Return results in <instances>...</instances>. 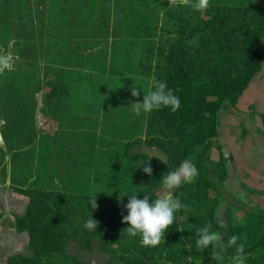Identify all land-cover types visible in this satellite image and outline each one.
Listing matches in <instances>:
<instances>
[{
  "label": "trees",
  "instance_id": "1",
  "mask_svg": "<svg viewBox=\"0 0 264 264\" xmlns=\"http://www.w3.org/2000/svg\"><path fill=\"white\" fill-rule=\"evenodd\" d=\"M33 5L27 0H0V48L11 52L14 59L30 57L24 50L39 37L34 34ZM166 16L163 33L147 36L138 68L150 90L151 77L166 82L180 99V107L175 112L164 107L144 113L141 133L127 140L117 142L114 126L112 135L107 127L100 147H90L86 161L71 165L79 164V170L88 165L87 174L70 171L71 178L59 182L47 177L44 170L49 156L35 161V151H47L44 144H48L49 134H39L40 146L32 145L38 134L35 93L42 87L37 68L30 74L14 68L0 73V119L5 120L1 129L5 145H0V185L9 181L10 187L29 198L25 213L15 215V219L19 232L28 231L31 249L29 255H11L6 264H86L68 252L71 240L83 245L98 242L100 250L109 255L106 264H234L236 248L227 247L233 235L239 237L238 244L244 245L245 264H264V210L235 221L230 236L220 226L221 186L229 177V158L217 142L223 104L228 101L236 105L263 69L264 0H209L203 12L176 5L166 10ZM46 20L43 15L42 30ZM46 84L55 93L71 89L69 83ZM26 140L32 146L21 165L22 155L27 153V147H22ZM111 141L112 148L121 149H115V163L103 173L94 159L96 152L98 160L104 155L99 149ZM136 144L159 149L166 155L167 164L154 154L130 152ZM214 148L220 152L216 161L211 158ZM149 158L151 176L141 167ZM184 160L196 165L198 176L173 190L171 195L188 207L174 213V223L161 243L144 247L139 235L122 234L128 226L122 219L127 215L124 205L129 196L137 194L142 199L150 194L155 200L160 195L163 174L175 170ZM18 168L21 174H17ZM75 174L77 177H73ZM100 184H104V194L92 193L91 188ZM95 196L98 207L93 210L90 199ZM91 216L98 222L95 230L84 227ZM208 223L212 225L210 231L221 234V240L215 248L209 245L198 251L196 230Z\"/></svg>",
  "mask_w": 264,
  "mask_h": 264
},
{
  "label": "crops",
  "instance_id": "2",
  "mask_svg": "<svg viewBox=\"0 0 264 264\" xmlns=\"http://www.w3.org/2000/svg\"><path fill=\"white\" fill-rule=\"evenodd\" d=\"M27 1L34 4L31 8L35 25L34 34L39 36L45 31L48 33L42 34L47 35L45 40L37 37L35 42L29 43L28 45H33L31 49L30 46L26 47L28 53L40 58L34 65L38 68L40 79L48 77L47 81L51 83H69L71 88L69 92L55 93L50 87L49 91L43 93L44 86L47 85L44 81L41 90L35 93L36 103L39 94L43 93L42 106L39 109L49 115L51 122L49 131L35 128L38 134L32 142L34 148L40 146L39 134H49L48 144H44L47 151L45 153L35 151V158L37 157L35 161L42 160V156H49L48 166L44 172L47 177L59 182L71 178L70 171L89 173L88 165L81 170L71 165L75 161L77 163L86 161V152L91 149L90 147H100L107 128L104 114L107 105L95 101V95L91 96V100L77 103L80 99H87L88 95L73 90V86L83 82L87 77L94 87V75L106 74L107 66H112L110 56H113L114 51L120 52L119 58L129 60L137 74L142 75L138 63L146 47V38L163 33L166 10L170 7L169 0ZM43 15L47 19L43 25L44 31L41 28ZM35 45L37 47H34ZM45 98L48 99L47 105L43 102ZM225 103L222 106H225V118L224 112L220 111L218 140L223 135L227 138L219 143L229 158L227 163L229 177L221 186L225 199L221 201L219 214L223 223L227 221L224 228L230 230L228 233L230 236V228L235 218L239 220L247 213L264 210V49L263 69L255 76L236 105L228 101ZM37 109L38 105L35 112ZM115 115L114 112L109 119L111 135ZM52 123H55V126L52 127ZM222 125L224 133L221 131ZM0 145L4 146L5 140ZM24 146L28 147L25 143L22 147ZM98 161L96 152L94 159L96 166ZM4 184L10 186L9 181ZM6 193L8 199L20 198L22 206L29 203V198L14 188L10 187ZM27 205L23 206L21 213L13 210L3 216L0 215V227L11 235L7 241L12 240L14 250L8 252L7 248H4L5 251L0 248V264H6L11 255L21 253L14 248L19 235L25 236L29 248L28 231L19 232L15 219V215L25 213ZM5 241L6 239L3 242Z\"/></svg>",
  "mask_w": 264,
  "mask_h": 264
},
{
  "label": "rangeland",
  "instance_id": "3",
  "mask_svg": "<svg viewBox=\"0 0 264 264\" xmlns=\"http://www.w3.org/2000/svg\"><path fill=\"white\" fill-rule=\"evenodd\" d=\"M216 1H219V0H216ZM223 1L232 2L234 0H223ZM236 1L239 3L241 1H244L247 3L252 2V0H236ZM39 29H40L39 30L40 33H42L41 28ZM44 33L48 34L46 31L43 32L42 34ZM42 34H39V39L42 38L43 40H45L47 38V35L42 36ZM27 46H30V49L33 47V45H27ZM34 47H37V46L35 45ZM24 51L28 52V49ZM112 54L113 56L112 55L110 56V64L111 62H113L112 66L111 65L107 66L106 74L104 76L98 75V74L94 75V84H95L94 87L93 85H91V80H89V78L87 79L86 77L83 79V82H80L77 85L73 86V90L78 91V92H84L86 93V95H88L87 99H80L78 100L77 103L79 102L83 103V101L85 102V101L91 100L92 95L96 96L95 101L98 100L100 103H104L106 105H108L109 103V105L106 107V113H104L105 120H106V127H109V119L111 115H113L115 112L116 115H115L114 128H115V132L117 133L115 138H116V141L119 142L121 139L127 140L128 138L130 139L141 133L142 126H143V120H144V112H142L139 116H137L132 110L131 103L136 102L137 100L142 102L143 95H144L143 90L150 91V89H149V83H147L146 78L142 75L137 74V70L133 69L132 66L134 65H132V63L129 64L128 62L129 60L125 58L121 60L119 58L121 56L120 52L117 53L114 51ZM39 59L40 58H38L35 55L32 56V54L30 55L29 58L27 57L23 58V56L22 57L16 56L15 64L13 68L20 72L30 74L35 68L34 65L37 63V61H39ZM48 79H49L48 77L47 78L44 77L43 79H40L39 82L40 84H42V87H43L44 81L49 82L47 81ZM133 84H136L137 87L141 90L139 97H133L131 95V87L133 86ZM49 88H50L49 85L44 86L43 93L49 91ZM43 93H40L37 99L38 109L35 112L36 113L35 128L37 130L45 129V131H49L50 126H51L49 115L41 112L39 109V107L42 106L41 101L43 99L42 98ZM43 102H45V104L47 105L48 99L46 100L45 98ZM225 104H228V103H225ZM119 106H121L120 109H119ZM113 107H115L116 109ZM224 108L225 106L222 107L221 109L222 113L224 112ZM225 113H226V110L224 112V118L226 116ZM128 125L130 126L133 125V126L128 127ZM53 126H55V123H52V127ZM223 127L224 126L222 125L221 131H223ZM226 139H227L226 136L223 135L221 139H219L217 142L221 143L223 140H226ZM24 142L25 144H27L28 147H27V151H25L27 153H24L22 155L23 157L21 159L22 160L21 165H23L22 163H24V161L27 159L26 157L28 155V152L31 151L30 148L32 146L29 140H26ZM110 143L111 144L107 143V145L109 144V146L99 149V151L104 153V155H101L99 157L100 161L98 165V167L101 169L103 173L115 163V160H116L115 149H121L119 146H116V148H112L113 147L112 141ZM137 151L147 152L150 154L157 155L162 159H166V155L162 151H160L159 149L147 146L146 144H136L130 148V152H137ZM219 155H220L219 150L214 148L211 152V158L216 161L218 160ZM231 168L232 167H230V169ZM16 170H17L16 171L17 174L18 173L21 174L19 168ZM103 186L104 184L94 185L91 188V192L95 194H104ZM6 187L10 188L8 184L7 185L3 184L0 186V215L3 216L4 214L8 213L9 211H13V210L15 212L21 213L23 206L27 205V203L22 206L20 202L21 200L20 198L15 199V200L8 199L6 192L9 190V188H6ZM173 190H171V194ZM163 192H164L163 188L159 189L160 195L163 194ZM227 197L231 198L230 195L229 196L227 195ZM224 199L225 198H221V201L223 202ZM225 201L227 202V200ZM237 220L235 218L232 224ZM225 222L227 223V221ZM225 222L224 224H226ZM229 231L230 230L228 228L227 229L225 228L226 235L229 233ZM10 236L11 235H9L6 229L0 227V248L3 249V251L6 250L4 248H7L8 252H12L13 250L12 240L9 238L11 242L7 241L8 237ZM4 239H6L5 242H3ZM14 248H16L15 250L20 251L21 253L25 255H29L31 253V249L30 247L28 248L27 240L24 235H19L16 238ZM67 250L69 253L77 255L86 264H106L109 260V255L101 251L99 247V243L95 241H89L87 242L86 245H83L79 241L71 240L68 244Z\"/></svg>",
  "mask_w": 264,
  "mask_h": 264
},
{
  "label": "clouds",
  "instance_id": "4",
  "mask_svg": "<svg viewBox=\"0 0 264 264\" xmlns=\"http://www.w3.org/2000/svg\"><path fill=\"white\" fill-rule=\"evenodd\" d=\"M190 6L193 10L203 12L209 7V0H169V6ZM12 44H9V48ZM15 59L11 52L0 48V73L12 71ZM150 91L143 90V101L137 100L131 103L133 112L139 116L142 112L150 113L153 110H159L168 107L175 112L180 107V99L168 88L167 83L157 79L155 76L150 80ZM140 89L136 84L131 87V95L133 97L140 96ZM163 163L167 164L166 159L159 158ZM149 158L147 164L141 166L143 171L148 175H152L153 169L150 165ZM198 176V169L195 164L189 160H184L180 165L172 171H167L161 178L163 194L152 200L150 194H145L143 198H138L137 194H131L128 203L124 205L127 209V215H123L122 222L128 226L122 230V234L135 237H141L140 243L144 247L158 246L169 226L174 223V213L181 208L187 210V205H183L178 197L171 195V190L179 187L183 182L191 183ZM91 208L94 210L98 207L96 196L90 199ZM98 222L92 216L85 222L84 227L89 230L97 229ZM221 227L226 224L221 222ZM211 223L196 230L198 239L196 240V248L203 251L212 245L216 247V242L221 240L219 232L210 231ZM182 230V229H181ZM239 237L231 236L228 240L227 247H235L236 255L232 258L234 264H245L244 245L238 244ZM224 247L223 245L221 246ZM215 258V252L212 253Z\"/></svg>",
  "mask_w": 264,
  "mask_h": 264
},
{
  "label": "water",
  "instance_id": "5",
  "mask_svg": "<svg viewBox=\"0 0 264 264\" xmlns=\"http://www.w3.org/2000/svg\"><path fill=\"white\" fill-rule=\"evenodd\" d=\"M3 124H5V120L4 119H0V144L4 143V138H3V135H2V131H1Z\"/></svg>",
  "mask_w": 264,
  "mask_h": 264
}]
</instances>
